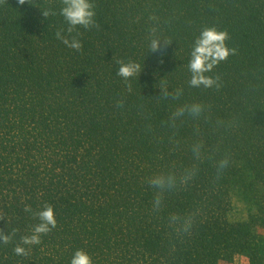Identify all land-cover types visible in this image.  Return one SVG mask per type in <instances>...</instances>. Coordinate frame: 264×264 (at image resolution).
<instances>
[{
    "label": "trees",
    "instance_id": "trees-1",
    "mask_svg": "<svg viewBox=\"0 0 264 264\" xmlns=\"http://www.w3.org/2000/svg\"><path fill=\"white\" fill-rule=\"evenodd\" d=\"M92 2L99 27L71 34L80 33L81 51L56 39L61 28L68 35L62 16L42 14L49 6L59 13L60 0L0 4V229L17 230L0 243V264H70L77 250L92 264H220L241 254L264 264V0ZM152 14L172 41L157 52L148 50ZM212 26L237 50L206 74L221 77L218 91L188 84L192 46ZM120 60L141 65L132 92L116 74ZM164 85L182 87L181 99L158 101ZM192 102L209 106V119L178 122L176 145L163 122ZM197 125L219 151L153 212L148 178L191 166ZM226 153L217 180L215 161ZM238 190L255 206L246 222L229 219ZM46 204L56 228L24 245L27 257L15 255L39 223L25 205L36 212ZM196 210L191 235L177 238L169 215Z\"/></svg>",
    "mask_w": 264,
    "mask_h": 264
},
{
    "label": "clouds",
    "instance_id": "clouds-1",
    "mask_svg": "<svg viewBox=\"0 0 264 264\" xmlns=\"http://www.w3.org/2000/svg\"><path fill=\"white\" fill-rule=\"evenodd\" d=\"M20 5L25 3H32V0H18ZM61 7L57 13L51 6L41 9L44 17L55 16L59 14L64 18L68 27L66 29L68 35H64V29L61 28L56 31V39L62 41L67 47L76 51L82 50V43L77 37L80 35H71L76 31L77 26L84 29H92L99 27L96 23L95 8L96 5L92 0H60ZM0 4H6V0H0ZM148 20L154 22L148 28V50L152 52L159 51L162 47L171 44L172 41L162 35V28L159 23V17L155 14L149 15ZM71 37V38H69ZM229 39L227 31L218 30L215 26L205 27L201 30L199 36L195 39L194 45L190 52V61L187 65L190 72V79L188 81L189 87L193 88H215L217 91L222 87L221 77L219 75L210 76L206 75L211 73L212 70L222 61H226L230 55L236 54L235 48H229L226 41ZM163 41V45L161 44ZM119 69L117 75L123 78L128 92H132V85L130 78L136 77L142 71L139 63L129 61L125 63L120 60L117 61ZM162 63V61H161ZM161 97L158 101H179L184 94L182 87L175 88L172 91L168 90L167 85L161 88ZM117 107H123L124 101L118 100ZM209 106L200 102L178 104L175 109L170 113L168 119L164 121L165 127L171 130L170 141H174L179 145V141L175 140L179 123H183L185 117L194 121H199L201 118L205 122L208 121L209 116L205 115ZM217 128H227L228 125L225 121L217 120ZM194 134L197 137L190 145L193 163L189 167L183 168L181 171H160L147 180L148 185L155 190L153 199V212L161 211L165 195L180 188L186 187L192 181L199 171V163L204 159H213L215 154L219 151L214 146H209L203 137L199 125L196 126ZM230 155L225 154L222 158L215 161L216 179L218 180L224 173L225 169L229 166ZM24 211L32 213L37 223L31 230V235H24L20 237L19 243L16 244L13 251L17 256L27 257L30 253V248L24 245H38L41 243V236L48 234L52 229L56 228L57 220L55 217L54 209L51 205H44L42 210L33 212L31 206L25 205ZM198 210L180 214L172 213L168 218V225L174 231L177 238H182L185 235H191V230L195 223ZM3 216H0L2 219ZM17 230H13L10 234H6L3 229H0V243L5 245L12 242ZM70 264H92V259L88 253L83 250L75 251Z\"/></svg>",
    "mask_w": 264,
    "mask_h": 264
},
{
    "label": "rangeland",
    "instance_id": "rangeland-1",
    "mask_svg": "<svg viewBox=\"0 0 264 264\" xmlns=\"http://www.w3.org/2000/svg\"><path fill=\"white\" fill-rule=\"evenodd\" d=\"M255 210L253 203L245 199L242 191L238 190L232 196V209L229 213V219L232 222H246ZM264 247V246H263ZM264 254V249H263ZM220 264H250L249 257L245 254L236 256L232 261H222Z\"/></svg>",
    "mask_w": 264,
    "mask_h": 264
}]
</instances>
